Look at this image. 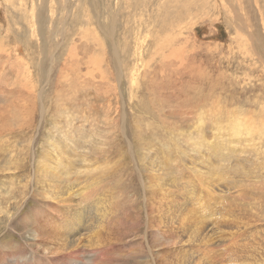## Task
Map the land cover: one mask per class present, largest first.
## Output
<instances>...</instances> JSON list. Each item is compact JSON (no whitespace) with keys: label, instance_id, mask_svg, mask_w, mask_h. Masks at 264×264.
Instances as JSON below:
<instances>
[{"label":"rangeland","instance_id":"rangeland-1","mask_svg":"<svg viewBox=\"0 0 264 264\" xmlns=\"http://www.w3.org/2000/svg\"><path fill=\"white\" fill-rule=\"evenodd\" d=\"M263 119L264 0H0V264H264Z\"/></svg>","mask_w":264,"mask_h":264},{"label":"bare ground","instance_id":"bare-ground-1","mask_svg":"<svg viewBox=\"0 0 264 264\" xmlns=\"http://www.w3.org/2000/svg\"><path fill=\"white\" fill-rule=\"evenodd\" d=\"M166 44H167V42H166ZM176 52H178V51H176ZM173 55H176V54H173ZM180 56V55H179ZM173 57V56H172ZM176 58L178 57V56H175ZM174 57V58H175ZM181 60V59H180ZM179 60V61H180ZM67 111V110H66ZM234 112V111H233ZM230 115V114H229ZM228 115V118H230L229 120L230 121H232L233 122V125L232 124H229V125H227L226 127H227V133L229 134V135H232V136H234L235 138H238L239 140H241V142H244V141H246V142H248V143H253L254 142V136H253V134L254 133H256L255 132V126L252 124V121L250 120V118L251 117H248V116H241V117H234V116H232V114H231V116H229ZM69 116H70V114H67V118H69ZM202 118V117H201ZM233 119V120H232ZM264 120V119H263ZM226 121V120H225ZM200 127V126H199ZM263 127H264V125H263ZM262 127V128H263ZM57 129V128H56ZM60 128H58L57 130H59ZM231 129H233V130H231ZM222 130V129H221ZM66 131V130H65ZM258 132H259V130H257ZM263 131H264V128H263ZM257 132V133H258ZM221 134V133H220ZM226 134V133H225ZM220 136V135H219ZM263 136H264V134H263ZM221 137H223V135L221 136ZM220 137V138H221ZM60 138V137H59ZM201 138V137H200ZM219 138V137H218ZM219 138V139H220ZM223 139V138H222ZM192 140H193V138H192ZM196 141V140H195ZM190 142V141H189ZM193 142V141H192ZM199 142L200 143H198V147L199 146H201L202 144V142H203V140H199ZM214 142V141H213ZM64 143V142H63ZM62 143V144H63ZM194 144L196 143V142H193ZM72 144V143H71ZM191 144V143H190ZM199 144H201V145H199ZM67 145V144H66ZM188 145V144H187ZM245 146H247L246 144H244ZM49 146L50 147H52V148H54L55 149V151L54 152H49V150L47 151L46 149H44V153L46 154V157H44V155H42L41 157H40V161H39V163H41V165H39V167H41V169L43 170V172L44 173H46V174H49V176H47L46 174H44L43 173V176L44 177H42V178H40L41 179V182L43 183V185H41V187L43 188V195L45 196V200H50L49 198H48V194L51 196L50 198H51V200H56V202H60V201H62V200H59L58 199V192H60L59 191V188H57V186H56V182H58L57 181V179H58V174H57V178H56V176H54V175H56V174H54V172L55 171H59L60 173H63L62 171H60L59 169H60V165L58 166V161L56 160L55 161V159H59L60 158V155H61V151H66V150H68L66 147H64V148H60L59 147V144L57 143V146H54V143L53 142H49ZM69 147H70V149L72 148V146H70V145H68ZM74 146V145H73ZM52 148H51V150H52ZM211 148V147H210ZM214 148V147H213ZM244 148V147H243ZM73 149V148H72ZM209 150V149H208ZM210 151V150H209ZM103 152H104V150H103ZM72 153V152H71ZM49 158H52L53 160H52V163H53V165H52V167H51V173H48L47 172V170H48V166H49V164L47 163V159H49ZM163 162H164V160H163ZM167 162H165V164H166ZM193 163V162H192ZM162 164V163H161ZM191 164V163H190ZM93 165V164H92ZM59 167V168H58ZM188 168V170H192L193 168L192 167H187ZM100 169V168H99ZM101 171V170H100ZM65 174L67 173V172H64ZM69 173V172H68ZM87 173V172H86ZM88 173H89V171H88ZM199 175V174H198ZM206 176H207V174L204 176V178H206ZM62 177V176H61ZM197 178V177H196ZM39 179V180H40ZM88 179V178H87ZM93 178H91V180H92ZM159 179H161V177H159ZM209 179V178H208ZM78 180V179H77ZM84 180V179H83ZM82 180V181H83ZM211 180V179H210ZM89 181V180H88ZM11 182V181H10ZM7 183V182H6ZM83 183V182H82ZM85 183V182H84ZM87 184H88V182H86ZM202 184H203V182H201ZM211 182H208V183H206V186L207 185H209ZM58 184V183H57ZM159 184V183H158ZM169 184V183H168ZM171 184V183H170ZM169 184V185H170ZM174 184V183H173ZM172 184V185H173ZM205 184V183H204ZM212 184V183H211ZM92 185H93V183H92ZM12 186V185H11ZM72 186V185H71ZM84 186V185H83ZM90 186V185H89ZM159 186V190L161 191H164V188H163V184H159L158 185ZM212 186V185H211ZM7 187V186H6ZM169 188H170V186H168ZM205 187V186H204ZM254 187V186H253ZM10 188V187H9ZM116 188V187H115ZM209 188V187H208ZM17 189V188H16ZM64 189V188H63ZM87 189V188H86ZM69 190V189H68ZM217 190V189H216ZM161 191V192H162ZM179 191V190H178ZM11 192H13V190L11 191ZM10 192V193H11ZM64 192V191H63ZM9 193V192H8ZM65 193V192H64ZM174 193V192H173ZM7 194V193H6ZM62 194V193H61ZM95 195H96V193H95ZM172 195V194H171ZM246 195V194H245ZM89 196V198H90V196L94 199L95 197H93L94 196V193H93V195L92 194H89L88 195ZM59 198H60V196H59ZM170 198V197H169ZM62 199V198H61ZM65 200V199H64ZM75 200V199H74ZM208 200V199H207ZM70 201V200H69ZM81 201V200H80ZM94 201H96V200H94ZM94 201H90V199L89 200H87L84 204L85 205H82L81 203H79L75 208H73V209H71V210H67V211H64V212H62L61 213V215L63 216L64 215V213H68V212H73V214H75V215H77V227L76 228H82L83 229V225H84V216H85V206L89 209V211L90 212H93L94 210H96V204H95V202ZM100 201V200H99ZM210 201V200H209ZM51 202V201H50ZM180 202V201H179ZM54 203V202H53ZM74 203V202H73ZM5 204V203H4ZM4 204H3V206H4ZM5 205H7V204H5ZM106 205H108V204H106ZM182 205V204H181ZM65 207H68V205H64ZM70 206V205H69ZM99 206V205H98ZM259 206V205H258ZM112 207V206H111ZM182 207H184V206H182ZM182 207H181V209H182ZM198 207V206H197ZM86 208V209H87ZM185 208V207H184ZM0 209H1V207H0ZM3 209H4V207H3ZM97 209H100L99 207L97 208ZM103 209V208H102ZM115 209V208H114ZM113 209V210H114ZM183 210V209H182ZM210 210V209H209ZM1 211H2V209H1ZM100 211H101V209H100ZM103 211V210H102ZM109 212H112V210L110 211V209L108 210ZM104 212V211H103ZM102 212V213H103ZM107 212V211H106ZM109 212H107V214L109 213ZM198 212V211H197ZM101 213V214H102ZM186 213H188V212H186ZM205 213V212H204ZM209 213H210V211H209ZM100 214V213H99ZM59 215H60V213H59ZM95 215V214H94ZM98 215V214H97ZM109 215V214H108ZM185 215V214H184ZM198 215V214H197ZM110 216V215H109ZM119 216V215H118ZM189 216V215H188ZM188 216H186V217H188ZM193 216V215H192ZM209 216V215H208ZM221 216V215H220ZM160 217V216H159ZM171 217V216H170ZM175 217V216H174ZM185 217V218H186ZM93 218V217H92ZM99 218H100V216H99ZM173 218V217H172ZM177 218V217H176ZM203 218V217H202ZM98 219V218H97ZM102 219H104V218H102ZM135 219V218H134ZM167 219V218H166ZM168 219H170L169 217H168ZM66 220V219H65ZM64 220V224L66 225V226H69V225H71V221H65ZM160 221V220H159ZM171 221H172V219H171ZM197 221V220H196ZM56 221H54V223H55ZM100 222V221H99ZM117 222V221H116ZM167 222V221H166ZM165 222V223H166ZM201 222V221H200ZM89 223V220H88V222H87V224ZM158 223V222H157ZM167 223H169V222H167ZM177 223V222H176ZM181 223V222H180ZM112 224V223H111ZM197 224V223H196ZM235 224V223H234ZM116 225V224H115ZM168 225V224H167ZM173 225V224H172ZM176 225V224H175ZM58 226H60L59 224H58ZM97 226V225H96ZM61 227V226H60ZM89 227V224H88V226H87V228ZM95 227V226H94ZM199 227H200V224H199ZM75 227H73V228H71V229H74ZM85 228V227H84ZM52 229H55V231L53 230V232H50V229H49V231H48V233L50 234V235H52V236H54V237H57L59 240H57L56 241V244L62 249V250H68V249H70V248H75V246H77L78 244H77V240H78V238H79V236L80 235H82V233L81 234H77V235H74L75 233H76V231L75 230H73L72 232H71V234L72 235H74V236H71L70 235V232H66V230H64V229H61V230H58V229H56L55 227H53ZM89 229V228H88ZM103 229V228H102ZM175 229V228H174ZM56 230H58V231H56ZM107 230V229H106ZM110 230H112V228L110 229ZM195 231V230H194ZM197 231L199 232V233H197ZM197 231H195V234H200L201 232H200V230H197ZM35 232H36V230H35ZM83 232V231H82ZM107 232V231H106ZM115 233V232H114ZM172 233V232H171ZM174 233V232H173ZM36 234H38V236H40V232L39 231H37V233ZM89 234V233H88ZM204 234H205V232H204ZM209 234V233H208ZM90 235H91V233H90ZM174 235V234H173ZM180 235V234H179ZM206 235V234H205ZM205 235H204V237H205ZM195 236V235H194ZM199 236V235H198ZM203 236V235H202ZM95 237V236H94ZM93 237V238H94ZM173 237V236H172ZM191 237H193V236H191ZM201 237V236H200ZM199 237V238H200ZM95 238H98V237H95ZM186 238V237H185ZM203 238V237H202ZM202 238H201V240H202ZM170 239H172V238H170ZM187 239V238H186ZM100 240V239H99ZM98 240V241H99ZM206 240H208V239H206ZM88 241V240H87ZM92 241V240H91ZM97 241V242H98ZM199 241V240H198ZM209 241V240H208ZM207 241V242H208ZM100 242V241H99ZM98 242V243H99ZM52 243V242H51ZM87 243H90V241L89 242H87ZM101 243H102V241H101ZM199 243H200V241H199ZM194 244V243H193ZM198 244V243H197ZM202 244V243H201ZM213 244V243H212ZM97 245V244H96ZM191 245V244H190ZM209 245V244H208ZM216 245V244H215ZM167 246V245H166ZM170 246V245H169ZM203 246H204V244H203ZM202 246V247H203ZM173 247V246H172ZM183 247V246H182ZM190 247H192V246H189L188 247V250H189V248ZM206 247V246H205ZM213 247H214V244H213ZM223 247H225V246H223ZM171 248V247H170ZM194 248V247H193ZM197 248V247H196ZM196 248H194L193 250H194V255H191V256H189V257H187L188 258V260H187V262H184V263H181V264H185V263H187V264H212V262H211V260H213V261H216V259H217V256H221L220 255V252H216V246L214 247V248H212V247H206L205 249H201V251H198V248L196 249ZM175 249V248H174ZM192 250V249H191ZM190 250V251H191ZM189 251V252H190ZM52 252V251H51ZM235 252V251H234ZM163 253V252H162ZM165 253V252H164ZM187 253V252H186ZM161 254V253H160ZM187 255V254H186ZM171 256V255H170ZM163 257V256H162ZM172 257H173V255H172ZM148 259V258H147ZM166 261V260H165ZM169 261V260H168ZM184 261V260H183ZM177 262V261H176ZM181 262H182V259H181ZM218 262L219 261H217V263H214V264H218ZM220 263V262H219ZM225 263V262H224ZM241 263V262H240ZM246 263V262H245ZM165 264V263H164ZM222 264V263H221ZM233 264H236V262L235 263H233ZM244 264V263H243Z\"/></svg>","mask_w":264,"mask_h":264}]
</instances>
